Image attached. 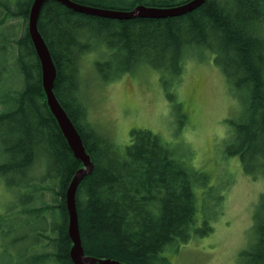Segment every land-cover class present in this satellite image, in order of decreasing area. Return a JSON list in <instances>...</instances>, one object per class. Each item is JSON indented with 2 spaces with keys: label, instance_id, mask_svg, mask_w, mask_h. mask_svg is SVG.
Returning a JSON list of instances; mask_svg holds the SVG:
<instances>
[{
  "label": "trees",
  "instance_id": "1",
  "mask_svg": "<svg viewBox=\"0 0 264 264\" xmlns=\"http://www.w3.org/2000/svg\"><path fill=\"white\" fill-rule=\"evenodd\" d=\"M73 1L131 10L139 4L171 7L187 0ZM32 2L0 0V151L5 156L0 177L15 176L9 186L26 197L15 209L19 218L7 226L5 237L13 239L2 250L0 264H73L65 192L82 163L46 104L40 61L27 30ZM91 26L97 28V47L130 53L141 29L149 28L148 46L168 54L170 62L162 68L177 75L171 80L174 92H166L170 101L176 98L178 76L193 52H210L241 111L238 119H227V156H237L243 171L256 179L264 177V0H204L183 15L124 20L76 12L57 0H46L40 9L37 27L56 67L54 95L93 164L76 190L85 254L127 264H172L167 251L187 242L192 231H210L206 221L203 228L194 227L196 187L205 185L207 175L176 157L169 142L148 129L130 130L128 143L121 147L85 121V105L73 77L82 68L81 55L90 50L81 39ZM139 43L144 47V41ZM106 63L96 61L95 72L101 74ZM124 70L101 75L112 80ZM2 71L11 76L6 85ZM255 207L254 239L241 253L246 264H264V191ZM2 229L0 218L3 235ZM29 237L33 240L27 244Z\"/></svg>",
  "mask_w": 264,
  "mask_h": 264
},
{
  "label": "rangeland",
  "instance_id": "2",
  "mask_svg": "<svg viewBox=\"0 0 264 264\" xmlns=\"http://www.w3.org/2000/svg\"><path fill=\"white\" fill-rule=\"evenodd\" d=\"M96 29L91 26L83 30L81 41L90 50L81 55L82 68L76 79L73 77L85 105V121L121 147L128 143L130 130L148 129L169 142L176 157L208 178L203 187H196L194 227L203 228L206 221L210 231H192L187 242L167 251V257L172 264H246L241 253L254 239L252 213L264 191V177L252 178L243 171L237 156H227L231 128L227 119H238L241 111L238 99L213 63V55L204 49L193 52L192 60H187L178 76L176 98L170 101L166 92H174L171 80L177 75L171 76L162 68L169 64V55L159 46H148L145 34L149 28L141 29L131 53L97 47ZM96 61L107 62L101 72L107 76L117 69L125 70L108 80L95 72ZM1 77L5 85L11 81L4 71ZM4 159L0 151V161ZM14 177L9 173L0 177V213L13 212L20 199H26L9 186ZM43 198L48 201L50 194L45 192ZM12 239L0 232V261L2 250ZM32 240L29 237L27 244ZM11 250L15 253L16 249Z\"/></svg>",
  "mask_w": 264,
  "mask_h": 264
},
{
  "label": "water",
  "instance_id": "3",
  "mask_svg": "<svg viewBox=\"0 0 264 264\" xmlns=\"http://www.w3.org/2000/svg\"><path fill=\"white\" fill-rule=\"evenodd\" d=\"M45 1L46 0H33L29 9L27 30L36 55L40 61L41 81L46 96V104L51 114L54 116L73 156L82 163V166L74 173L65 192L67 231L71 241L69 256L73 264H127L110 258H100L85 254L81 244L76 209V190L83 177L91 172L93 164L83 145L79 132L53 92L56 67L48 47L37 27L40 9ZM57 1L76 12L121 20L131 19L133 17L165 18L179 16L194 10L204 2V0H187L171 7H156L139 4L131 10H118L84 5L73 0Z\"/></svg>",
  "mask_w": 264,
  "mask_h": 264
},
{
  "label": "flooded vegetation",
  "instance_id": "4",
  "mask_svg": "<svg viewBox=\"0 0 264 264\" xmlns=\"http://www.w3.org/2000/svg\"><path fill=\"white\" fill-rule=\"evenodd\" d=\"M15 212V213H13ZM11 210H4L2 213H0V218H1V227L3 228V236H6V234L9 233V231H7V226L10 225V227L12 226L11 223H15L16 218H19L20 213L17 212V210L14 211ZM13 229H15V227H13ZM12 231H10L11 233ZM16 238V236H15Z\"/></svg>",
  "mask_w": 264,
  "mask_h": 264
}]
</instances>
